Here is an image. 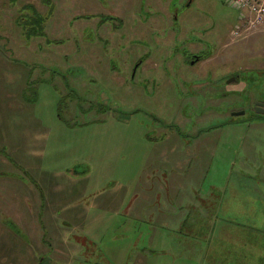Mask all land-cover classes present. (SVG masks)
<instances>
[{"label": "rangeland", "instance_id": "rangeland-1", "mask_svg": "<svg viewBox=\"0 0 264 264\" xmlns=\"http://www.w3.org/2000/svg\"><path fill=\"white\" fill-rule=\"evenodd\" d=\"M43 1L32 31L0 17V206L42 205L9 218L0 264H264V22L232 33L226 0ZM241 71L257 87L233 96ZM66 76L86 109L60 117Z\"/></svg>", "mask_w": 264, "mask_h": 264}, {"label": "trees", "instance_id": "trees-1", "mask_svg": "<svg viewBox=\"0 0 264 264\" xmlns=\"http://www.w3.org/2000/svg\"><path fill=\"white\" fill-rule=\"evenodd\" d=\"M41 19V18H40ZM34 20L36 21V18L35 19H33V20H30L29 21V23L30 24H34V25H40V20H39V18L37 19V21H36V23L34 22ZM201 56V55H200ZM208 57V56H207ZM187 58H188V61H189V59L190 58H193V56H191L190 54H187ZM204 58H203V55L201 56V59L199 60V61H196V63L195 64H198V62H200V61H202ZM191 63V62H190ZM193 64V63H192ZM243 72H245V71H241L240 72V74H241V76H240V78H237V83L239 84V87L241 86L240 85V80H242V81H244L245 82V84H244V86L242 87V88H237V89H230L231 90V94H233V96L235 95V94H243V93H247V91H249V92H252L251 91V89H255L256 90V87H257V78H255V77H246V76H244L243 75ZM264 72V71H263ZM234 74V73H233ZM232 73H229L227 76H225V78L223 79V81H224V83H227V81H226V79H228L229 77H231V76H236V74L235 75H233ZM65 82H66V85H67V87L69 88L68 89V91L67 92H65L66 94H63L62 95V98H61V100H60V106H59V108H58V113H59V115H60V117H62V114H64V111L66 112V109H69V108H67V101L69 100V99H72V98H76V101H75V103H77L78 102V104L77 105H80L81 106V109H86V107H84L83 106V104L80 102V101H83V100H81V99H79V97H78V91L77 90H74V89H72V88H70V86H69V79H68V76H66L65 77ZM206 87H208V88H211L210 87V85H207ZM223 91H224V93H223V96H224V98L225 97H228V92H226L224 89H223ZM248 92V99H252V97H251V94ZM258 94V93H257ZM247 99V98H246ZM80 102V103H79ZM64 107H66V108H64ZM95 107H102L100 104H98V103H92V105L90 106V108L89 109H94ZM235 107V106H234ZM77 111L78 110H76V107H72V113L73 114H75V113H77ZM65 115V114H64ZM234 116H236V115H233L232 117H231V119H229L228 121L229 122H232L233 120H234ZM73 120H76V122H75V124L77 125V124H79L80 123V125H83V124H85V122H82V121H80L79 120V115H77L76 116V118H74ZM176 169H171V171H175ZM38 185H40V184H38ZM10 190H8V191H4V188H3V186H1V180H0V194H2V196H3V194H5L6 192H9ZM37 193L39 194V192H37V190L35 189V192L33 193V194H36L37 195ZM13 194H15V193H13ZM16 195V194H15ZM4 198V203H6V201H8V200H10L11 199V196H8V194L6 195V196H4L3 197ZM16 200H17V198H16ZM18 201V200H17ZM13 203H17L16 201H14ZM18 203H20V209H18V208H14V209H6V210H4V209H1L0 210V218H3V217H9V218H17V219H23V213L25 214V212H23L22 210L23 209H25V208H30L31 207V209H33V208H35V212H31V214L30 215H32V214H35V213H38L39 214V216H40V209L42 208V205L41 206H32V205H30V204H27V198H25V204H23L22 202H18ZM18 210L19 211H21V213H22V216L19 214V213H17L18 212ZM46 211H47V209L44 207V216H45V214H46ZM6 212H10V213H12V216H4V213H6ZM31 217V216H30ZM35 218V217H34ZM22 223H23V220H22ZM14 226H19V224H14ZM11 227H12V224H9V225H7L6 226V228H7V230H8V234H7V236H6V239H4L3 241H7V239L9 240V243H11V240H16V237H19L17 234H11ZM33 229V225L31 226V230ZM35 229H37L36 228V226H35ZM6 230V231H7ZM7 233V232H6ZM6 233H4V235H6ZM21 238V237H20ZM39 238V237H38ZM38 238L37 239H35V244L37 245V240H38ZM2 241V242H3ZM11 253V250H9L8 251V256L7 257H5V260H6V262H10V257H9V254ZM38 260V263L37 264H39V259H37ZM40 264H46L45 263V260L43 261V262H41Z\"/></svg>", "mask_w": 264, "mask_h": 264}, {"label": "flooded vegetation", "instance_id": "flooded-vegetation-1", "mask_svg": "<svg viewBox=\"0 0 264 264\" xmlns=\"http://www.w3.org/2000/svg\"><path fill=\"white\" fill-rule=\"evenodd\" d=\"M8 3H14V4H18L17 3V0H6ZM33 1H35V0H24V2L23 3H21V5H20V9H18L16 12L13 10V9H11L10 7H11V5H10V7L8 6V4H2L1 3V0H0V17H2V16H4V14L5 13H7L8 11H12V12H14V17H16L17 15H18V17H19V21H20V23L19 24H17L18 25V27L20 26V27H24V29H27L28 28V31H32L33 30V28H34V25H31L30 26V24H29V21H28V10L29 11H31L34 15H37V16H39L40 17V11L38 10V8H37V6H35V4L34 3H32ZM155 1V0H154ZM184 1V5L185 4H187V5H190L191 3H192V1L193 0H183ZM44 1L42 0V3H43ZM47 3V2H46ZM154 12H157V11H154ZM52 13V11L50 10V8H49V14H51ZM107 18V19H110L111 21H115V19H116V17H114V16H108V14H106V15H103V18ZM174 18H176V19H178V17L177 16H174ZM32 20H33V18H32ZM27 22H28V24H27ZM119 23H120V20L118 21ZM173 22V20L171 19V23ZM108 23V22H107ZM122 24H124L122 21H121V23H120V25H122ZM98 25H103L101 22L98 24ZM119 25V26H120ZM37 28L38 29H40L41 28V26H37ZM18 32H19V30H17ZM187 31V30H186ZM186 31H184V32H186ZM10 30H8V29H6V28H3V26L2 25H0V45L1 46H3V45H7L8 44V42H10L11 40H12V36H10ZM205 34H206V32H204ZM209 38V37H208ZM196 41H198L199 42V40H196ZM197 42V43H198ZM188 43V40H186V44ZM200 44V43H199ZM17 47H19V46H17ZM23 46H21V48H22ZM198 51L199 50H196V51H193L192 53H188V54H190L191 56H193V58H190L189 59V62H192L193 64H195L196 63V61H199L200 59H201V56L203 55V54H201V53H198ZM21 53H24V48H22V51H21ZM201 55V56H200ZM207 56L208 55H203V60H206L207 59ZM202 60V61H203ZM143 62V60H140L139 61V63L137 64V68H138V66L141 64ZM233 77L231 76V77H229L228 79H226L227 80V83L226 84H230V83H232V82H234V81H236L237 80V78H234V79H232ZM231 89V88H230ZM251 99H246L245 100V103H243V104H247L249 101H250ZM257 102H260V101H256L255 102V108L254 109H256L257 110V112H258V105H257ZM264 103V102H263ZM236 107H234V105L233 106H231L230 108H229V114L231 115V117L233 116V115H245V113H246V111L245 112H240V113H237V111H239L240 109H235ZM245 110H247V109H245ZM242 113V114H241ZM0 153H2V151H0Z\"/></svg>", "mask_w": 264, "mask_h": 264}, {"label": "built area", "instance_id": "built-area-1", "mask_svg": "<svg viewBox=\"0 0 264 264\" xmlns=\"http://www.w3.org/2000/svg\"><path fill=\"white\" fill-rule=\"evenodd\" d=\"M239 11V22L232 33L241 34L240 28L244 23L247 29L257 27L264 22V0H226Z\"/></svg>", "mask_w": 264, "mask_h": 264}, {"label": "crops", "instance_id": "crops-1", "mask_svg": "<svg viewBox=\"0 0 264 264\" xmlns=\"http://www.w3.org/2000/svg\"><path fill=\"white\" fill-rule=\"evenodd\" d=\"M5 205H4V207L2 208L1 206H0V209L2 208V209H4V210H6V209H9V208H11V207H8L7 206V204L6 203H4ZM2 205V204H1ZM21 213V212H20ZM22 214V213H21ZM4 216H12V213H10V212H6V213H4ZM0 224H2V226H0V234L2 233V234H4V233H6V235H5V237L7 236V234H8V230H7V228H6V226L7 225H9V224H11V222H10V220H9V217H3V218H0ZM7 230V231H6Z\"/></svg>", "mask_w": 264, "mask_h": 264}, {"label": "water", "instance_id": "water-1", "mask_svg": "<svg viewBox=\"0 0 264 264\" xmlns=\"http://www.w3.org/2000/svg\"><path fill=\"white\" fill-rule=\"evenodd\" d=\"M232 79H234V77ZM257 105H258V108H257L258 111L264 114V103L263 102H257ZM237 113H240V112H237Z\"/></svg>", "mask_w": 264, "mask_h": 264}]
</instances>
